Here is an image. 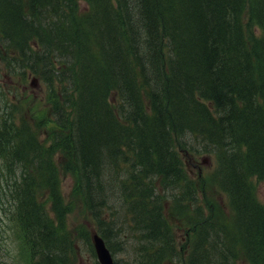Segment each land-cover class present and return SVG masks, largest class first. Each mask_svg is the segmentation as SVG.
I'll list each match as a JSON object with an SVG mask.
<instances>
[{"label": "trees", "instance_id": "16d2710c", "mask_svg": "<svg viewBox=\"0 0 264 264\" xmlns=\"http://www.w3.org/2000/svg\"><path fill=\"white\" fill-rule=\"evenodd\" d=\"M0 61L45 90L44 115L0 113V210L34 264L71 259L58 156L113 253L123 233L135 264H264V0H0Z\"/></svg>", "mask_w": 264, "mask_h": 264}, {"label": "rangeland", "instance_id": "374dc122", "mask_svg": "<svg viewBox=\"0 0 264 264\" xmlns=\"http://www.w3.org/2000/svg\"><path fill=\"white\" fill-rule=\"evenodd\" d=\"M81 7L86 8L87 5L84 1H81ZM246 16H249L247 13ZM249 21V20H247ZM253 32L257 37L263 34L261 27L257 24L251 23V28L247 31L248 34ZM4 66L0 65V74L6 75L4 77L7 84L3 86L0 84V113L2 110L7 108L8 104H13L10 100L18 102L17 97L19 96L22 104L25 107L27 113H35V115H44L45 107L44 102L41 101L45 96L44 90L40 87H33L31 84L33 80L38 81L36 77H30L27 79V86L21 87V82H18V76H9L3 70ZM58 87V86H57ZM24 95V96H23ZM18 102V103H21ZM44 129L42 128V131ZM184 162L186 169L189 174L196 180L201 178L208 180L210 172L215 166V157L211 154H198L197 152L183 153ZM64 161V157L58 156L57 164L61 166V162ZM60 170V182L61 190L63 194L64 206L69 207L68 212L65 216V222L63 228L73 239V249L70 252L71 261L70 264H95V258L90 253V243H92V235L96 232L97 228L94 221L92 220L87 209L84 205L76 199L74 190L72 189L74 183V174L70 171L64 170L59 167ZM6 171L2 162H0V172ZM2 184L5 181V176H2ZM253 183L255 187V193L257 198L261 203L264 204V181L253 178ZM1 184V182H0ZM210 189L207 186V193L209 194ZM217 197H212V199H218L224 205L227 204V199L220 193H215ZM79 198V197H78ZM226 199V200H225ZM0 210V264H26L27 257L23 251V244L21 236L19 235V226L16 222L9 216L7 209L9 206V201L6 199L5 203L1 202ZM57 221V220H56ZM96 228V230H95ZM175 235L179 247H184L187 245L189 230L187 226L179 225V222L175 225ZM123 234V233H122ZM117 236L114 234L112 241L115 245L120 248L117 249L115 253V260L118 264H135V257H132V240L127 239V236ZM135 242H133V245ZM23 248V249H22ZM185 248V247H184ZM133 258V259H132ZM137 258V257H136Z\"/></svg>", "mask_w": 264, "mask_h": 264}, {"label": "water", "instance_id": "95a60500", "mask_svg": "<svg viewBox=\"0 0 264 264\" xmlns=\"http://www.w3.org/2000/svg\"><path fill=\"white\" fill-rule=\"evenodd\" d=\"M99 260L102 264H114L112 255L105 245L103 239L96 233L93 236Z\"/></svg>", "mask_w": 264, "mask_h": 264}, {"label": "bare ground", "instance_id": "6f19581e", "mask_svg": "<svg viewBox=\"0 0 264 264\" xmlns=\"http://www.w3.org/2000/svg\"><path fill=\"white\" fill-rule=\"evenodd\" d=\"M248 1V0H247ZM5 2V1H4ZM7 4V3H6ZM162 6V5H161ZM248 10L251 9V4L250 2L247 4ZM249 16L251 17V14H249ZM236 85V84H235ZM217 110V109H216ZM215 111V110H214ZM188 139V136L186 137ZM192 138V136H191ZM191 142V141H190ZM193 143V142H192Z\"/></svg>", "mask_w": 264, "mask_h": 264}]
</instances>
